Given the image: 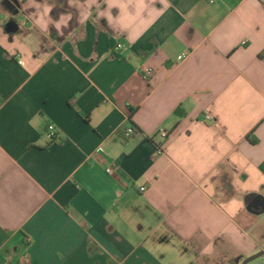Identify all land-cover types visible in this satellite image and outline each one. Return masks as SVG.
<instances>
[{
	"label": "crops",
	"instance_id": "obj_1",
	"mask_svg": "<svg viewBox=\"0 0 264 264\" xmlns=\"http://www.w3.org/2000/svg\"><path fill=\"white\" fill-rule=\"evenodd\" d=\"M250 195L264 0H0V264H241Z\"/></svg>",
	"mask_w": 264,
	"mask_h": 264
},
{
	"label": "built area",
	"instance_id": "obj_2",
	"mask_svg": "<svg viewBox=\"0 0 264 264\" xmlns=\"http://www.w3.org/2000/svg\"><path fill=\"white\" fill-rule=\"evenodd\" d=\"M121 48H122L121 44H118L116 46V49H121ZM177 59L178 60L181 59V56L177 57ZM142 73H143L144 77H148L151 74V70L150 69H144L142 71ZM204 119L205 120H210V116L205 115ZM117 133H118L119 138L122 141H127V140H130L133 137V135L135 134V129L132 126H122V127H120L118 129ZM44 134H45L46 139L48 141H50V142H52V141H60V135L56 131V129H55V127L53 125H48L46 127V130H45ZM158 134H159V136L162 139H165L167 137V135H168L167 131H165L163 129H160L158 131ZM97 152L102 154L104 152V150L101 147H99L97 149ZM115 168H116L115 163L111 162V163H109V165L107 166L105 171H106L107 174L111 175V174L114 173ZM143 190H144V188L140 189V191H143Z\"/></svg>",
	"mask_w": 264,
	"mask_h": 264
},
{
	"label": "water",
	"instance_id": "obj_3",
	"mask_svg": "<svg viewBox=\"0 0 264 264\" xmlns=\"http://www.w3.org/2000/svg\"><path fill=\"white\" fill-rule=\"evenodd\" d=\"M5 7L15 13V6L11 2H6ZM19 29V26L15 20H9L4 25V30L8 34H15ZM246 209L253 213V214H259L261 212H264V198H262L259 195H250L247 196L245 199ZM264 257V249L259 251L258 253L246 258L243 260L241 264H247L255 259Z\"/></svg>",
	"mask_w": 264,
	"mask_h": 264
},
{
	"label": "flooded vegetation",
	"instance_id": "obj_4",
	"mask_svg": "<svg viewBox=\"0 0 264 264\" xmlns=\"http://www.w3.org/2000/svg\"><path fill=\"white\" fill-rule=\"evenodd\" d=\"M14 6H15V5H14ZM12 13H13V12H12ZM12 18H13V17H10V18L8 19V21L11 20Z\"/></svg>",
	"mask_w": 264,
	"mask_h": 264
},
{
	"label": "rangeland",
	"instance_id": "obj_5",
	"mask_svg": "<svg viewBox=\"0 0 264 264\" xmlns=\"http://www.w3.org/2000/svg\"><path fill=\"white\" fill-rule=\"evenodd\" d=\"M10 14L12 15L13 13L11 12ZM255 261H261V260H255Z\"/></svg>",
	"mask_w": 264,
	"mask_h": 264
},
{
	"label": "trees",
	"instance_id": "obj_6",
	"mask_svg": "<svg viewBox=\"0 0 264 264\" xmlns=\"http://www.w3.org/2000/svg\"><path fill=\"white\" fill-rule=\"evenodd\" d=\"M133 127V126H132ZM134 128V127H133Z\"/></svg>",
	"mask_w": 264,
	"mask_h": 264
}]
</instances>
